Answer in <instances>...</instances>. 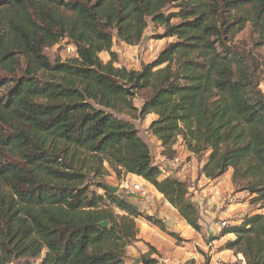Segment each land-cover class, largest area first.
<instances>
[{"label":"trees","instance_id":"obj_1","mask_svg":"<svg viewBox=\"0 0 264 264\" xmlns=\"http://www.w3.org/2000/svg\"><path fill=\"white\" fill-rule=\"evenodd\" d=\"M150 25L172 40L140 70L117 66L114 41L138 44ZM246 26L262 50L235 42ZM62 40L72 57L51 62L45 49ZM263 77L264 0H0V264H126L143 216L100 180L104 163L201 229L187 183L154 163L131 119L148 114L163 158L181 138L204 157L201 174L230 169L234 189L264 209ZM141 91L137 108L130 93ZM222 229L214 237L234 236L224 249L264 264V212Z\"/></svg>","mask_w":264,"mask_h":264},{"label":"rangeland","instance_id":"obj_2","mask_svg":"<svg viewBox=\"0 0 264 264\" xmlns=\"http://www.w3.org/2000/svg\"><path fill=\"white\" fill-rule=\"evenodd\" d=\"M162 33V27L150 25L145 37L138 44L125 45L114 41L113 50L118 54L116 65L140 70L143 65L153 61L159 51L172 40L157 37ZM234 40L253 51L259 49L251 42L249 26L237 34ZM65 46L66 43L62 40L47 47L45 55L51 62L64 61L72 57L66 52ZM99 57L103 63L109 59L106 52L99 53ZM260 87L264 91V77L260 82ZM4 91V88L0 89V96ZM130 94L137 108L147 96L146 91ZM124 118L128 119L130 116ZM154 118L153 114H148L142 119H131L138 134L150 145L154 163L168 164L171 170L169 173L187 183L188 198L200 212L201 229L195 231L187 225L176 210L149 183L123 171L117 174L104 163L105 169L100 180L117 187L119 195L126 198L145 217L136 219L137 239L126 248V264H145L143 260L146 258L156 264H245L241 254L223 248V244L234 237L233 234L214 237L215 234L222 235L224 231V229H218L216 224L221 220H226L227 226L235 224L245 213L254 210L264 212V209L251 205L246 192L234 189L230 169L216 180H211L201 174L204 157L198 159L188 152L181 138H178L175 144V158L178 159L175 165L165 161L160 155L159 144L148 131V126ZM126 181L141 183L147 191L145 196L139 193L127 194L122 188ZM216 189L219 190L220 196L214 193ZM96 191L102 193V190L96 189ZM224 198H231V202L227 200L225 202ZM112 209L115 214H123V211L115 207ZM147 218L160 220L164 225V230L151 224ZM169 232H173L174 235H169Z\"/></svg>","mask_w":264,"mask_h":264},{"label":"built area","instance_id":"obj_3","mask_svg":"<svg viewBox=\"0 0 264 264\" xmlns=\"http://www.w3.org/2000/svg\"><path fill=\"white\" fill-rule=\"evenodd\" d=\"M65 49H66V52L68 54H71L73 52V47L71 44H66L65 46ZM165 159V158H164ZM177 158H173V159H170V160H167L165 159V161H168L170 164L172 165H175V163L177 162ZM122 188L125 190V192L127 194H131V193H139L141 194L142 196H145V194L147 193V191L144 189L143 185L141 183H137V182H129V181H126L123 183L122 185ZM214 193L218 196H220L219 194V190H214ZM229 201L231 202V198H224V201L226 202ZM217 228L218 229H222L224 227L227 226V221L226 220H221L220 222H218L216 224Z\"/></svg>","mask_w":264,"mask_h":264},{"label":"water","instance_id":"obj_4","mask_svg":"<svg viewBox=\"0 0 264 264\" xmlns=\"http://www.w3.org/2000/svg\"><path fill=\"white\" fill-rule=\"evenodd\" d=\"M108 188H110L113 192H116L118 190V188L115 187V186L108 185ZM100 225L103 226V227H106L107 226V221L101 222Z\"/></svg>","mask_w":264,"mask_h":264},{"label":"crops","instance_id":"obj_5","mask_svg":"<svg viewBox=\"0 0 264 264\" xmlns=\"http://www.w3.org/2000/svg\"><path fill=\"white\" fill-rule=\"evenodd\" d=\"M162 158H163V157H162ZM129 175H131V174H129ZM131 176L142 179L141 177H138V176H135V175H131ZM145 183H146V182H145ZM159 195H160V194H159ZM209 235H210V233H209ZM211 235L213 236V234H211ZM227 235H229V234H227ZM212 236H211V237H212ZM233 238H234V237H233ZM233 238H232V239H233Z\"/></svg>","mask_w":264,"mask_h":264}]
</instances>
